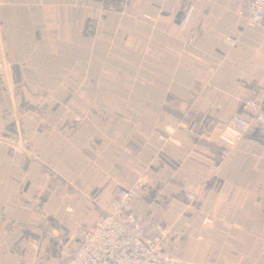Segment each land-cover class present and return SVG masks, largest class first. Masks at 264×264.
<instances>
[{
    "label": "crops",
    "instance_id": "0c3cea01",
    "mask_svg": "<svg viewBox=\"0 0 264 264\" xmlns=\"http://www.w3.org/2000/svg\"><path fill=\"white\" fill-rule=\"evenodd\" d=\"M242 7L0 0V264H61L136 179L164 264H264V130L245 105L264 108V21ZM233 116L251 122L230 145Z\"/></svg>",
    "mask_w": 264,
    "mask_h": 264
},
{
    "label": "built area",
    "instance_id": "2783aa9c",
    "mask_svg": "<svg viewBox=\"0 0 264 264\" xmlns=\"http://www.w3.org/2000/svg\"><path fill=\"white\" fill-rule=\"evenodd\" d=\"M238 16L249 24L259 26L264 21V0H243ZM142 19L151 21L143 15ZM225 44L236 47L238 41L227 38ZM245 105L253 113L252 120L264 130V108L248 98ZM250 119L233 116L222 132L230 145L236 144L250 128ZM166 144V138L160 137ZM23 150L22 146H19ZM140 180H133L128 188L118 189L110 198L99 221L82 229L79 244L63 252L61 264H164L163 248L169 232L160 225L148 231L134 213L139 197ZM186 198L191 200L190 193Z\"/></svg>",
    "mask_w": 264,
    "mask_h": 264
}]
</instances>
